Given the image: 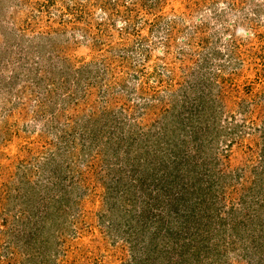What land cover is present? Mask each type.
<instances>
[{"label": "rangeland", "instance_id": "1", "mask_svg": "<svg viewBox=\"0 0 264 264\" xmlns=\"http://www.w3.org/2000/svg\"><path fill=\"white\" fill-rule=\"evenodd\" d=\"M141 2L26 0L19 5L13 3L8 8H0V25L7 31L0 28V264H196L198 260L200 263L205 260L201 254L190 256L189 261H182L179 249L167 253L161 237L157 239L159 245H152L154 239L150 237L154 229H144L143 234L149 233L150 237H145V240L141 238L142 233L133 227L141 215L124 216L122 209L133 203L140 207L142 200L148 202L147 195L150 191L153 194L154 185L147 184L143 190L125 186L117 194L119 197L116 201H113L107 195L108 188L114 185V182H110V175L100 181L94 171V167L107 168L106 162L113 160L112 151L103 147L104 141L94 144L98 159L92 166L80 170L74 177V183L66 177V173L70 172L64 170L68 154L78 157L76 165L84 168L86 155L82 156L84 141L80 139L79 132L83 124H93L99 115L93 104L100 99L110 100V96L103 93L100 97V79L89 86L91 78L97 73L95 69L91 68L85 73L86 78L81 79L65 73L69 70V63L74 66L92 61L100 63V59L104 60L111 54L107 48L111 43H122L121 48L128 53L130 63L126 61L123 70H117L125 75L127 90L136 85L132 78L139 64L143 68L139 73L145 76L146 85L150 88L157 83L151 73L157 74V69L166 65L178 67L180 77L177 82L173 84L168 77H159L161 89L154 94L159 97L177 94L181 97L180 103H184L183 107H187L188 111L183 109L179 121L188 123L186 113L188 116L193 115L190 110L195 106L191 104L192 96L200 88L205 91L204 102L198 106L200 112L193 115L196 118H192L199 125L193 124L190 131L179 130L174 126L176 122L168 127H174L172 134L181 138L179 142L185 139V135L190 140L198 136L199 132H193L196 125L200 130H208L200 131L204 135L200 134L195 144L186 146L193 151L204 147L209 154L210 149L214 150L220 162L217 171L223 174V183L232 186L233 178L237 188L233 186L222 199L217 198L219 204L225 207V219L228 220L227 214L235 212V208L238 215L232 221L239 219L242 214L249 213V207L255 205L257 197L264 196V172L261 169L264 166V0H168L158 7L159 10L146 9ZM171 20H174L177 29L183 27L185 31L192 29L195 24H209V46L204 52L213 50L211 54L214 59L210 67L222 80L227 91L225 94H210L213 83L210 81L207 84L208 79L205 85L199 81L201 77L197 76V71L200 74L204 72L205 60H200V56L199 59H193L195 55L190 53L191 46L188 47L189 53L184 55L190 56L189 62L183 64L187 60L182 58V62H179L180 56H175L184 45L181 44L187 35H177L180 46L172 47L171 56L176 59L179 57V61L175 58L161 61L156 57L163 51L160 46L156 52L153 51L157 55L151 53L147 59L141 54L142 51L135 49L144 43L132 40L133 37L137 38L133 36L135 29L139 27L140 37L149 40L145 43L152 44L158 35L164 33V28ZM127 24H130L129 33H122L124 31L121 28ZM234 29L240 40L243 37L249 39L240 43L236 55L230 57L224 42ZM13 39L16 42L25 40L24 44H28L29 40L43 44L35 50L31 48L30 42L18 60L17 54L10 55L8 51L18 46L13 44L5 47L7 41L9 43ZM153 64L157 65V69H154ZM183 68L187 69L185 71L190 73L189 76L184 75ZM21 69L23 74L14 77L16 70ZM34 73L41 75L37 82L32 79ZM38 77L34 78L37 80ZM65 79L71 80L70 86H67ZM188 80L193 82V87ZM108 82L111 83L110 79ZM137 93L138 89L132 92L139 99ZM143 94L149 97L153 93ZM170 103L173 102H159L158 106ZM112 105L110 110L119 108ZM102 107L99 104L98 110L102 111ZM104 111L109 112L105 107ZM205 125L207 128H204ZM161 129L167 131L165 125L160 127V132ZM71 131H75L76 136L70 138L72 148L66 151L62 143H66L64 137H72ZM177 145L179 147V143ZM246 175H250L249 187L242 189L243 180L238 178ZM211 180L212 177L205 182L207 187L211 186ZM53 184H56L54 194L61 192L62 187L59 188L58 184L63 188L68 187L72 198L62 208L61 213L65 216L60 218H65L64 222L60 219L61 222L56 223L49 220L47 226L50 227L44 229L37 208L42 197L46 200L42 204L48 203V207L53 205V199H47L49 196L44 189V186ZM54 189H50L51 196ZM126 196L132 200L130 204L121 199ZM192 199L189 198V204L193 203ZM187 209L189 211L190 206ZM201 220L207 227L211 225L212 231L224 232L227 229L225 235L233 232L236 238L243 237H239L240 244L228 248L231 259L228 264H260L258 259L264 257V245L261 240L260 243L258 239L256 241L252 233H246L244 226L240 225L235 231L231 224L225 228L216 219L209 221L205 217ZM48 235H51L53 242L45 246L41 240ZM212 237L219 238L214 234ZM261 264H264V260H261Z\"/></svg>", "mask_w": 264, "mask_h": 264}, {"label": "trees", "instance_id": "2", "mask_svg": "<svg viewBox=\"0 0 264 264\" xmlns=\"http://www.w3.org/2000/svg\"><path fill=\"white\" fill-rule=\"evenodd\" d=\"M25 1L26 0H7V2H5V0H0V8H8L9 5L13 3L15 5H19ZM50 1L51 0H48V2ZM167 1L168 0H142L141 4L146 9L154 8L159 10L158 7L165 4ZM161 14L163 15V13ZM132 18L134 17H131V19ZM129 26L130 24H127L125 27L121 28V30L124 31L122 33H129ZM3 27L4 26L0 25L1 29H3ZM131 27L136 28V26L132 25ZM138 28L135 29V32L133 33V36H136L138 39L133 37L132 40H140L141 42L144 41L143 44H139L135 49L142 51L141 54L144 55L146 59L147 57L149 58L151 53L156 54L155 52L157 51V47L160 46L163 51L158 53V55L156 54V57H159L161 61L171 58L176 59L175 56H180V61L179 57L176 60L182 62V60L185 59L187 60H184L185 62L183 64H185L189 62L190 56L188 55L184 57V55L189 53L188 47L191 46L189 48L190 53L195 55L194 58L193 56L191 57L193 59H199L200 56V60L201 58H203L202 60H205L204 67L206 68L204 72L200 74L199 71H197V76L201 77L199 81L203 82L204 85L207 79V84L210 81L213 83L210 94L217 93L218 95H223L227 92L222 85V80L218 78V73L210 67V64H212L214 59V55L211 54L213 50L209 49L206 53L204 52V49L209 46V40H207V38L210 34V27L208 23L195 24L192 26V29L185 31L183 27L177 29L174 20H171L164 28V33H162V35H158V39H155L152 44L145 43L149 40L140 37L141 30ZM3 30L4 32H7L5 29ZM177 35H187V37L186 39H183L184 42L181 44L184 45L179 48V50L181 49L182 51L180 50L177 55L171 56L172 47L174 45H177V47L180 46V38L177 39ZM229 36L230 37H226L225 39L226 42H224V47L229 51V56L234 57L240 43L242 44L249 38L243 37L244 39L240 40L238 32L235 31V29ZM24 41L21 40L20 42H16L15 39H13V41L9 43L7 41L5 47H9V45L12 46L13 44L18 46L17 49L11 48L8 51L10 55L13 53L17 54L18 56H16V58L19 60L26 52L31 42V40H29L28 44H24ZM31 44V48L38 50L39 46H42L43 43L39 44L34 40ZM121 46L122 43L108 44V52L111 54L107 55L104 60L100 59L101 62L98 64H95V62L92 63L93 61L83 63L79 66H74L69 63V70L65 74L68 76H76L79 79L86 78L85 73L91 71V68L95 69L97 73L91 78L92 80L89 86L94 85L95 80L97 81V79H100L98 84L100 97L103 93H105L110 96L111 101L104 97L106 100L100 99V101L93 104L99 115L97 114L93 124H83V129L81 130L82 132H79L80 139L84 141L81 146L83 151L82 156L86 155L83 162L84 168L76 165L75 161H79L78 157L75 158L68 154L64 170L65 172L66 170H69L70 172L66 173V177L68 179L70 178V181L73 182L75 181L74 177L79 174L80 170H86V167L92 166L94 161L98 159L96 158L97 147L94 144L104 141L105 144L103 147L105 150L109 149L112 151L113 160L106 162L107 168H103L104 166L99 169L94 167V171L96 178L100 181L106 175H110V182H114V185H111L108 188L109 190L107 195L110 196L113 201H116V198L119 197L117 194L125 186H131L138 190H143V187L145 185L147 186V184L154 185V191H152L153 194H151L150 191L147 195L148 202L142 200L140 207H138L136 203L130 204L132 200H130L127 196L126 198H121L126 200L127 204H130L125 206L124 209L121 208L124 216H130L131 214L141 215L137 217L136 224L133 227L136 231L138 230L139 233H142L140 236L144 240L145 237H150L149 233L146 235L143 234L144 229H154L155 231L150 237L154 239L152 245H159L160 242L157 241V239L159 240L161 237L163 239V241H161L162 244L166 245L167 253L170 251H177L179 249V255L182 256V261H189L190 256L196 257V255L200 256L203 254V258H205V260L202 263L198 260L196 264H228L231 260L228 255V248H233L236 244H240L241 241L239 237H243L238 236V238H236V235H234L233 232L225 235L224 232L227 231V229L224 230V232H215L210 230L211 225L207 227V225L201 223H204L201 219H205L206 217L209 221L212 219L220 221L222 226L225 228L229 227V224H231V228L235 231H238L240 225H242L244 226L246 233L249 235L252 233V237H255L254 239L256 241L258 239L259 243L261 240V244L264 245V196L256 198L257 201L255 202V205L253 207H249V213H244V215L242 214L239 219L232 221V219L238 215L236 214L237 208H235V212L230 213V215L227 214L228 220H226V214H224L225 207H222L219 204L217 198L222 199L225 192L230 190L231 187L235 186L233 188H237L233 178L232 186L223 183L224 179L221 180L223 174H219L217 171L220 162L219 159L215 157L214 150L210 149V153L213 155L212 157V155L209 154L204 147L202 148L201 146L196 145L195 147H200L202 149L193 151L191 147L188 148L186 146V144L189 145L190 143L195 144L197 137L200 134L204 135V133L202 134L200 131H208L204 129L200 130L199 126L197 127L199 123L192 121V118H196L193 115L200 112V108L198 106L204 102L203 95L205 91L200 88V91H197L196 94L192 96L191 104L195 106L190 110L191 113L193 112V115L190 114L188 116V113H186L188 117L187 120H189L188 123L179 121L181 119L179 116L183 114V109H185V112L188 111L187 107H183L184 103H180V100H182L181 97H178L177 94H165L162 95V97H159L158 94H154L158 89H161V84L159 85V77H168V80H170L173 84L177 82L180 77V70L177 69L178 67L166 65L165 67L163 66L162 69H157V65L153 64L152 66L154 69H157L159 72L154 75L151 73L154 77V81L157 83H154L153 88H150L146 85L147 83L144 80L145 76L139 73L143 69L141 64H139L136 66L138 73L136 72L132 78V81L136 82V85H134L131 90H127L124 80L125 75H122L120 71H117L127 65L126 61L130 63L128 53L122 49ZM2 47L4 46L2 45ZM154 50L155 52H153ZM0 52L2 53L1 49ZM24 57L27 58L26 56ZM169 62L172 63L171 61ZM21 67L23 66L21 65ZM32 70L34 69L32 68ZM185 70L187 69L183 68L182 70L184 75L189 76L190 73ZM200 70H202V68H200ZM22 71L23 69L16 70L14 77H17L16 74H23ZM36 71L38 72V70ZM193 73H196V71ZM99 74H101L100 77H98ZM36 76L40 77L36 80L34 78ZM40 78L41 75H39V73H34L32 76L33 81L36 82ZM109 79L111 83L108 82ZM65 83H67V86H70L71 80L65 79ZM188 83H192V87L194 86L193 82L190 80H188ZM137 89L139 90V93H137L140 96L139 99L134 97L132 94V92L137 91ZM181 89L183 90V85L181 86ZM145 92H152L153 94H146L149 95V97H145L143 94ZM228 96H230V94ZM159 102L173 103H170L169 105L164 104V106L161 107L160 105L158 106ZM112 103L114 106H119V108L116 110H114V108L110 110L113 106ZM99 104L100 107L104 105L105 110H109V112L104 111V107H102V111H99ZM110 111L115 113H110ZM131 116H133L132 118L136 119V121L132 119ZM189 118H191V120ZM175 122L176 124L174 126H177L176 128L184 131H190L192 125L197 124L193 132H199L198 136H194V138L190 140L187 135H185V139L179 142L181 138L172 134L174 132V127H168L169 124H174ZM159 124H161V126L165 125V129H167V131H162L161 129L160 132L159 130L161 126ZM204 128H207V126L205 125ZM71 134L72 137H64L66 139V143H62V146L66 151L72 148L70 138L76 136V132L71 131ZM207 136L208 135L206 134V137ZM176 141H178L179 147ZM92 150L95 151L92 152ZM261 169L264 172L263 165ZM211 177V186L207 187L205 182H207V180ZM240 178L243 180L241 182V188L244 189L245 186L248 188L250 175H246L244 177L242 176L238 179ZM217 179L220 181H217ZM58 184L57 186L59 188L62 187L59 194H54L56 191L54 189L56 188V184H53L54 186L50 187L44 186V189L47 192L46 194L49 196L47 199H53V205L48 207L46 206L48 203L46 205L42 204L46 201L43 197L38 204L39 209L37 208V211L39 210L38 212L40 213L38 218L40 222H42L44 229L50 227L47 226V222L49 220H53V222L56 223L60 219L64 222L65 218H60V216L64 215L61 211L72 198V194L67 190L68 187L63 188L64 186ZM40 185L41 187L43 186V184ZM50 189H54L52 196L50 194ZM46 194L45 196H47ZM189 198H193V203L191 202L189 204ZM239 200L241 201V199ZM187 206H190L189 211ZM212 207H215L216 209ZM12 208L14 207L12 206ZM213 210L216 211L214 212ZM221 216H224V218ZM194 218H198L200 221H196ZM42 229L41 231H43ZM212 234L218 235L219 238L213 239ZM50 236L48 235V237H45V240L42 239L44 241L41 240V243L45 246H50L51 241L53 242V240L50 239ZM134 244L136 245V243ZM32 252L35 253L36 251ZM225 254L226 257H224ZM261 260L263 261L264 257H259L258 261L260 264Z\"/></svg>", "mask_w": 264, "mask_h": 264}]
</instances>
